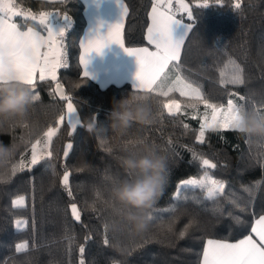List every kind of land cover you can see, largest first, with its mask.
<instances>
[{"label": "trees", "instance_id": "1", "mask_svg": "<svg viewBox=\"0 0 264 264\" xmlns=\"http://www.w3.org/2000/svg\"><path fill=\"white\" fill-rule=\"evenodd\" d=\"M183 1L192 9L193 19L187 13L177 15L193 27L178 66L171 64L167 75L173 79L179 75L199 87L203 99L217 108L232 100L246 110L264 112V0H223V7L203 8L197 7L203 0ZM14 2L33 13L67 14L71 27L56 38L65 50L68 67L58 69L57 81L36 80L33 94L39 99L25 117L0 121V147L10 153L0 167V173L8 175L0 181V264H200L205 240L235 241L250 233L253 220L264 215V139L217 128L206 129L200 143V120L193 112L207 108L201 100L175 90L166 97L155 90L137 91L127 83L100 88L82 75L79 39L85 19L80 0ZM123 2L127 8L124 46H148L145 31L154 0ZM14 22L47 36L31 19L17 16ZM233 64L243 70V84L228 82ZM55 84L71 97L84 127L95 121L91 131L78 128L70 134L64 120L66 101L56 94ZM131 92L154 100V119L150 124L134 123L117 135L109 127L113 102ZM172 100L183 108L175 115L163 106ZM51 127H56V134L47 152L53 155L46 153L32 165V145ZM69 144L71 149H67ZM145 145L165 158L166 167L159 195L150 208L138 213L146 218L140 230L113 199L112 190L133 178L122 159L138 154ZM204 159L216 167L202 166ZM66 171L67 187L63 183ZM206 171L225 183L219 199H209L198 188L182 190L177 197L181 182L198 180ZM257 184L252 195L244 191ZM18 197L24 198L23 207L13 205ZM238 197L248 204L243 213L229 203ZM72 204L77 206L79 220L70 212ZM18 244L27 248L17 252Z\"/></svg>", "mask_w": 264, "mask_h": 264}, {"label": "snow or ice", "instance_id": "2", "mask_svg": "<svg viewBox=\"0 0 264 264\" xmlns=\"http://www.w3.org/2000/svg\"><path fill=\"white\" fill-rule=\"evenodd\" d=\"M120 6V21L114 25H111L107 34L104 36L97 35L93 38H87V45L84 40L80 41V46L84 48L85 54L80 57V63L84 67L83 75L88 77L90 74L86 70L88 64V56L91 52L97 53L105 47L107 43H116L120 45L126 53L135 56L139 64V70L136 73L135 79L138 83L134 86L137 91H143L146 93L156 91L157 95L168 96L172 91H179L181 96H190L197 100H201L207 108L212 109L211 119H207L205 114V122L200 126V132L197 136V140L200 143L204 142V134L206 129L217 128H231L235 129V113L236 110L243 107L242 104H236L232 100L228 101L227 109L223 111L221 116V109L216 105L210 104L207 100L203 99L202 92L199 87H194L191 83H185L179 75L176 76L175 81L171 86L165 84L167 79L166 70L170 64L178 62L181 58L182 47L185 44L186 36L192 29L191 24H186L185 34L179 39H174L172 36L171 26L180 24L182 19H177L175 14L171 11V0H169L167 7L169 11L161 9L163 0H159V3L154 0L151 13H150V25L147 28L146 40L148 45L154 46L155 50H151L150 47L128 48L124 46L121 29L123 27V17L127 14V9L118 0ZM216 5L223 7V0H215V3H211L210 0H203V3H197L198 8L207 7L209 5ZM240 4H236V8H239ZM177 11L185 12L188 18L193 19L192 9L188 4L183 3L180 0L179 8ZM52 14H41V18L38 23L47 33V36L41 34L40 31L29 28L27 31H21L18 24L14 22V17L22 16L25 20L29 18L28 15L17 11L12 4L4 3L0 0V83L7 80H17L24 84L30 85L33 89L37 80L44 82L46 80L57 81V70L67 68L66 56L57 41V36H62L65 32L61 29L59 32H53L50 27H47V21ZM32 20H37V17L31 16ZM66 20H71V17L67 14L63 16ZM234 71L230 75L228 82L233 84H243L245 82L243 78V70L238 65H234ZM59 84H57V90H59ZM165 88L167 90H165ZM60 98L67 101V116L68 123L71 124L76 117V108L72 102L71 97H68L61 93ZM34 101L39 97L33 94ZM241 100L244 97H240ZM172 105L164 104V108L167 109L169 115H175L180 112V105L172 102ZM194 107V105H191ZM257 112H259L257 110ZM63 117H61V121ZM55 130L50 129L45 135L47 136V142L45 147L47 148L51 144L52 137L55 135ZM72 145H67V149H71ZM65 150L64 155H68V150ZM110 150V149H106ZM53 153L47 152V156L51 157ZM41 157L37 156L36 147L33 146V154L31 164L36 165L39 163ZM202 166L209 168H215L216 165L210 163L208 159L202 161ZM23 167V165H20ZM17 170V166H13L12 172ZM8 178L7 172L0 173V181ZM69 181V175L67 171L63 176V183L67 187ZM259 184L254 187H244V191L250 195L253 194L255 188H258ZM202 189L207 193V197L212 200L219 199L225 192V183L210 177H205L201 180H188L181 182L178 186L176 195L179 197L182 190ZM71 194V193H69ZM227 198V197H225ZM24 198L18 197L13 201V205L16 207H23ZM229 203L233 204L240 212L247 211L248 204L243 202V198L229 199ZM71 210L76 220L80 219L79 212L75 204L71 205ZM237 223H241L239 217L236 218ZM144 227H141L142 230ZM183 232L181 236H183ZM108 243L107 240L104 241ZM27 248V244H18L16 251L21 252ZM83 253L84 249H80ZM83 264V261H81ZM202 264H264V215H260L258 219L251 225V232L244 236V238L237 240L234 243H229L222 240L208 239L202 253Z\"/></svg>", "mask_w": 264, "mask_h": 264}, {"label": "clouds", "instance_id": "3", "mask_svg": "<svg viewBox=\"0 0 264 264\" xmlns=\"http://www.w3.org/2000/svg\"><path fill=\"white\" fill-rule=\"evenodd\" d=\"M34 102L30 85L17 80L0 83V121L22 119ZM154 100L147 94L131 92L127 97L113 102L110 113V129L123 135L134 123L150 124L154 119ZM235 129L238 133L264 139V112L236 110ZM10 156L8 150L0 147V167ZM122 166L132 179L112 190V197L129 214L135 228L145 226L146 218L138 213L150 208L159 195L166 167L165 158L152 146L145 145L138 154L122 159Z\"/></svg>", "mask_w": 264, "mask_h": 264}, {"label": "crops", "instance_id": "4", "mask_svg": "<svg viewBox=\"0 0 264 264\" xmlns=\"http://www.w3.org/2000/svg\"><path fill=\"white\" fill-rule=\"evenodd\" d=\"M45 1H58V0H45ZM80 1L83 5V16L85 19V27L79 39V64L83 75L84 67L80 63V57L85 54V50L80 46V41L84 40L85 44L87 45V38H93L97 35L100 36L106 35L111 25L119 23L121 16H120V6L118 0H80ZM121 2L125 6L123 0H121ZM156 2L159 3V0H156ZM168 3L169 0H163V4H161V9L164 11H169V9L165 7L166 5H168ZM179 3L180 2L177 0H171V11L175 14L177 19H181L177 15V13H181V11H177V9L179 8ZM151 8L152 6L148 11L147 28L151 23L150 21ZM125 18L126 15L123 17V26L125 23ZM186 24L188 23L183 21L180 24L174 23L171 26L172 36L174 39H179L182 36H184ZM29 28L39 31L31 26L20 28V30L27 31ZM147 28L145 31V39L147 35ZM122 32H123V27L121 29V37H122ZM41 34L44 35L43 32H41ZM141 47H146V46H141ZM147 47H150L151 50H155L154 46L148 45ZM132 48H139V47H132ZM170 66L171 64L169 65V67ZM86 70L90 74L87 78L95 82L100 88H105L108 87L109 85L118 86L127 83L134 89V86L138 83V81L135 79L136 73L139 70V64L137 62V58L135 56L126 53L124 49L116 43H107L105 47H103L100 50L99 53L95 51L91 52L88 56V64L86 66ZM57 74H58V70H57ZM37 80H38V74H37ZM258 218L259 216L256 217L255 219ZM255 219L253 220L252 224L255 222ZM207 240H205L203 244V248L205 247ZM215 240H219V239H215ZM222 241L234 243L237 240L235 241L222 240ZM202 253H203V249H202ZM200 264H202V254H201Z\"/></svg>", "mask_w": 264, "mask_h": 264}, {"label": "rangeland", "instance_id": "5", "mask_svg": "<svg viewBox=\"0 0 264 264\" xmlns=\"http://www.w3.org/2000/svg\"><path fill=\"white\" fill-rule=\"evenodd\" d=\"M177 1L180 2V0H177ZM183 3H185V2L183 1ZM182 20H183V19H182ZM183 21H184V20H183ZM185 22H186V21H185ZM188 24H189V23H188ZM173 81H175V78L173 79V78H171L169 75H167V79H166L164 82H165V84H166L167 86H171V84H172ZM184 82H185V81H184ZM185 83H187V82H185ZM165 90H167V89L165 88ZM178 92H179V91H178ZM173 101H174V100L169 101V102H167L166 104H169V105H171V106L174 107V105H172V102H173ZM175 103H177V104L180 105V111H182L183 108H182L181 103H179L178 101H175ZM227 106H228V103H227L225 106L219 107V108L222 110V111H221V116L223 115V111L227 109ZM205 114H207V119L210 120V119H211V115H212V111H211V112L208 111L207 108H204V109H202V108H201V109H199V108H195V110H194V112H193V116L199 118V120H200V126H201L202 123L205 122ZM50 129H54V130H56V127H51V128H49V129H47V130L45 131V133L43 134V136H42L40 139H38L36 142L33 143V145H32V154H33V146H34V145H35V147H36V152H37V156H38V157H42V156H44V155L47 153V148H48V147H47V148L45 147V144H46V142H47V136H46L45 134H46ZM223 129H225V128H223ZM32 154H31V159H32ZM205 177H210V178L214 179L213 176H212V174H211L210 172H208V171H206V172L201 176L200 180L203 179V178H205ZM188 180H192V179H188ZM188 180H185V181H188ZM198 180H199V179H198ZM198 190L201 191L202 193L207 194L205 190H202V189H199V188H198Z\"/></svg>", "mask_w": 264, "mask_h": 264}, {"label": "built area", "instance_id": "6", "mask_svg": "<svg viewBox=\"0 0 264 264\" xmlns=\"http://www.w3.org/2000/svg\"><path fill=\"white\" fill-rule=\"evenodd\" d=\"M3 2L4 3H8V4H12L17 11H20V12L28 15L29 16L28 19H31L30 18L31 16L37 17V20H35L36 23H38L39 19L41 18V14H44V15L52 14L49 17L46 26L50 27L53 32H59L61 29H64L65 32H67L70 29V27H71V21L64 19L63 18L64 14H58V13H55V12H53V13H50V12L33 13V12L29 11V10L23 9L18 3H15L14 0H3ZM19 17L23 18L22 16H19ZM64 33H63V35H64ZM58 37H61V36H57L56 38H58ZM62 49H63V51L65 53V50H64L63 47H62Z\"/></svg>", "mask_w": 264, "mask_h": 264}, {"label": "water", "instance_id": "7", "mask_svg": "<svg viewBox=\"0 0 264 264\" xmlns=\"http://www.w3.org/2000/svg\"><path fill=\"white\" fill-rule=\"evenodd\" d=\"M59 86H60V87H59V90H57V84H55V86H54V90H55L56 94L60 97V96H61V93L64 94V89H63V87H62L60 84H59ZM74 107H75V106H74ZM64 109H65L64 120H65L66 124H67L68 127H69V132H70L71 135L75 134V132H76V130H77L78 128H85L87 131H91V130L94 128V126H95V121H93V123H92L91 125H88V126L84 127V124L81 122L77 110H76V113L74 114L76 117L73 119L72 123L69 124V123H68V116H67V101H66L65 104H64ZM72 205H73V204H72ZM76 207H77V206H76ZM77 210H78V209H77ZM70 212H71V214H72L71 206H70ZM72 216H73V214H72ZM73 218H74V216H73Z\"/></svg>", "mask_w": 264, "mask_h": 264}]
</instances>
